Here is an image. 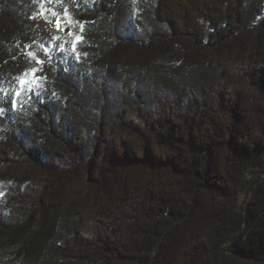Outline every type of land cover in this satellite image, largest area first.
Masks as SVG:
<instances>
[{
  "label": "trees",
  "instance_id": "obj_1",
  "mask_svg": "<svg viewBox=\"0 0 264 264\" xmlns=\"http://www.w3.org/2000/svg\"><path fill=\"white\" fill-rule=\"evenodd\" d=\"M0 264H264V0H0Z\"/></svg>",
  "mask_w": 264,
  "mask_h": 264
},
{
  "label": "rangeland",
  "instance_id": "obj_2",
  "mask_svg": "<svg viewBox=\"0 0 264 264\" xmlns=\"http://www.w3.org/2000/svg\"><path fill=\"white\" fill-rule=\"evenodd\" d=\"M120 15H123V10L120 13ZM35 21L40 24H48V17L46 13H39L38 16L35 18ZM13 48L17 51H23L25 49V46L19 44L13 46Z\"/></svg>",
  "mask_w": 264,
  "mask_h": 264
},
{
  "label": "snow or ice",
  "instance_id": "obj_3",
  "mask_svg": "<svg viewBox=\"0 0 264 264\" xmlns=\"http://www.w3.org/2000/svg\"><path fill=\"white\" fill-rule=\"evenodd\" d=\"M58 25H59V22H58ZM76 39H77V40H79V39H80V37H76ZM73 51H75V46H74V45H73ZM20 83H21V84H24V83H25V81H23V80H22V81H20Z\"/></svg>",
  "mask_w": 264,
  "mask_h": 264
}]
</instances>
